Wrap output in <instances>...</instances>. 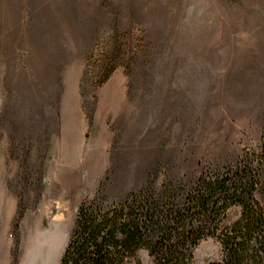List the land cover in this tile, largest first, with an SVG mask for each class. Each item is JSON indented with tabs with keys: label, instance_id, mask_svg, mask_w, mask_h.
<instances>
[{
	"label": "rangeland",
	"instance_id": "1",
	"mask_svg": "<svg viewBox=\"0 0 264 264\" xmlns=\"http://www.w3.org/2000/svg\"><path fill=\"white\" fill-rule=\"evenodd\" d=\"M245 153L264 161V0H0V264H59L84 200ZM221 256L211 236L193 264Z\"/></svg>",
	"mask_w": 264,
	"mask_h": 264
},
{
	"label": "trees",
	"instance_id": "2",
	"mask_svg": "<svg viewBox=\"0 0 264 264\" xmlns=\"http://www.w3.org/2000/svg\"><path fill=\"white\" fill-rule=\"evenodd\" d=\"M264 161L245 153L236 161L204 170L196 179L148 180L122 198L84 200L59 264H193L194 249L216 237L222 248L210 264H264V203L256 196ZM240 216L223 225L230 207Z\"/></svg>",
	"mask_w": 264,
	"mask_h": 264
}]
</instances>
